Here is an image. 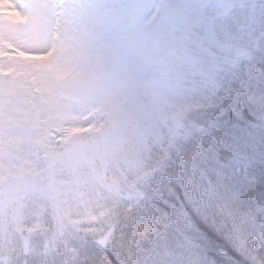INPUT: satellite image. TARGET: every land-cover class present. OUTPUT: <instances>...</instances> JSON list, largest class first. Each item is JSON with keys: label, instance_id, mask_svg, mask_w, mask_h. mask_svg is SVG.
<instances>
[{"label": "snow or ice", "instance_id": "snow-or-ice-1", "mask_svg": "<svg viewBox=\"0 0 264 264\" xmlns=\"http://www.w3.org/2000/svg\"><path fill=\"white\" fill-rule=\"evenodd\" d=\"M0 264H264V0H0Z\"/></svg>", "mask_w": 264, "mask_h": 264}]
</instances>
